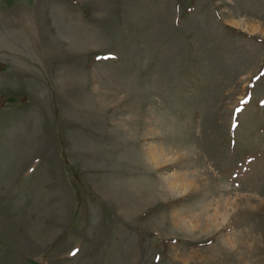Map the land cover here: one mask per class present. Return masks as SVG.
Wrapping results in <instances>:
<instances>
[{"label":"rangeland","instance_id":"rangeland-1","mask_svg":"<svg viewBox=\"0 0 264 264\" xmlns=\"http://www.w3.org/2000/svg\"><path fill=\"white\" fill-rule=\"evenodd\" d=\"M0 264H264V0H0Z\"/></svg>","mask_w":264,"mask_h":264},{"label":"bare ground","instance_id":"bare-ground-1","mask_svg":"<svg viewBox=\"0 0 264 264\" xmlns=\"http://www.w3.org/2000/svg\"><path fill=\"white\" fill-rule=\"evenodd\" d=\"M175 177V176H174ZM176 178H177V176H176ZM184 180V179H183ZM177 183V182H176ZM188 184V183H187Z\"/></svg>","mask_w":264,"mask_h":264}]
</instances>
